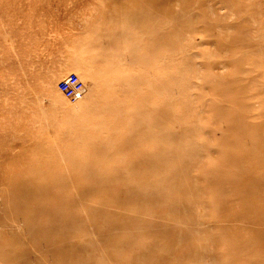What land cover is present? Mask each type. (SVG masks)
<instances>
[{
	"label": "rangeland",
	"instance_id": "rangeland-1",
	"mask_svg": "<svg viewBox=\"0 0 264 264\" xmlns=\"http://www.w3.org/2000/svg\"><path fill=\"white\" fill-rule=\"evenodd\" d=\"M263 211L264 0H0V264H264Z\"/></svg>",
	"mask_w": 264,
	"mask_h": 264
},
{
	"label": "bare ground",
	"instance_id": "bare-ground-1",
	"mask_svg": "<svg viewBox=\"0 0 264 264\" xmlns=\"http://www.w3.org/2000/svg\"><path fill=\"white\" fill-rule=\"evenodd\" d=\"M165 7L166 5H165V2L163 1V6H162L163 12H165L166 10ZM141 8L142 7L140 6L139 9ZM164 15L165 13L162 14V16ZM161 42H164L167 44V40L165 39H161ZM109 57L110 58L108 62L109 64L108 69L107 70L105 69L104 71V75H105L104 84L106 86L105 90L107 91V95L109 97L108 99L104 101V108H105V112H107V120H108L106 125L108 124L107 128L111 130L115 128L116 126L115 125L116 122L113 119H115V117L117 118V116H119L124 110L123 106L125 104H124L123 99L120 98V96H121V93L123 94L126 91L127 86L131 83L130 81L131 79L129 78L126 84L127 76L124 73L123 68L119 65L120 63H118L117 61V58H116L117 56L111 55ZM56 90L59 91L57 88ZM58 93H59L60 98L64 100L63 94H61V92H58ZM82 98H80L79 101H81ZM240 124L241 123H239L237 126H239ZM161 140H162L161 137H156L153 140H150V141L147 140L145 142H142V144H140L137 147L139 151L138 153L140 154V156H144V162H145L144 171L155 172L158 169V167L165 164L163 160L166 157V150L160 144ZM152 156H160L162 162L158 164L157 162L151 160L150 157ZM263 214H264V211L262 212L261 215Z\"/></svg>",
	"mask_w": 264,
	"mask_h": 264
},
{
	"label": "built area",
	"instance_id": "built-area-1",
	"mask_svg": "<svg viewBox=\"0 0 264 264\" xmlns=\"http://www.w3.org/2000/svg\"><path fill=\"white\" fill-rule=\"evenodd\" d=\"M59 89L70 99L78 100L83 97L85 88L83 81L73 72L68 73L58 81Z\"/></svg>",
	"mask_w": 264,
	"mask_h": 264
}]
</instances>
